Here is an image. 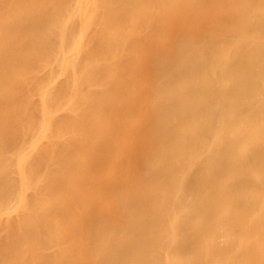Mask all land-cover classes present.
<instances>
[{
	"label": "bare ground",
	"instance_id": "obj_1",
	"mask_svg": "<svg viewBox=\"0 0 264 264\" xmlns=\"http://www.w3.org/2000/svg\"><path fill=\"white\" fill-rule=\"evenodd\" d=\"M0 264H264V0H0Z\"/></svg>",
	"mask_w": 264,
	"mask_h": 264
},
{
	"label": "rangeland",
	"instance_id": "obj_2",
	"mask_svg": "<svg viewBox=\"0 0 264 264\" xmlns=\"http://www.w3.org/2000/svg\"><path fill=\"white\" fill-rule=\"evenodd\" d=\"M13 166L17 174H19V169H23V166H20L16 161H15V164H13Z\"/></svg>",
	"mask_w": 264,
	"mask_h": 264
}]
</instances>
